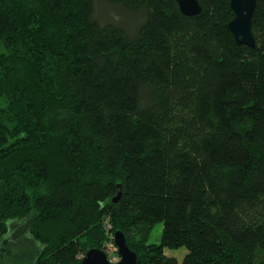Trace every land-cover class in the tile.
I'll use <instances>...</instances> for the list:
<instances>
[{"label":"trees","instance_id":"16d2710c","mask_svg":"<svg viewBox=\"0 0 264 264\" xmlns=\"http://www.w3.org/2000/svg\"><path fill=\"white\" fill-rule=\"evenodd\" d=\"M178 1L0 0V264H264V0Z\"/></svg>","mask_w":264,"mask_h":264},{"label":"water","instance_id":"95a60500","mask_svg":"<svg viewBox=\"0 0 264 264\" xmlns=\"http://www.w3.org/2000/svg\"><path fill=\"white\" fill-rule=\"evenodd\" d=\"M180 11L183 15L194 17L202 12L196 0H179ZM256 8V0H232L231 9L235 18L230 23L229 29L237 43L251 48L255 47V40L252 34V18ZM121 191V187H119ZM121 192L118 193L114 202H118ZM113 245L117 251L119 261L112 263L108 255L100 249L90 248L79 264H138L137 255L127 245L126 238L121 231L113 234Z\"/></svg>","mask_w":264,"mask_h":264},{"label":"rangeland","instance_id":"374dc122","mask_svg":"<svg viewBox=\"0 0 264 264\" xmlns=\"http://www.w3.org/2000/svg\"><path fill=\"white\" fill-rule=\"evenodd\" d=\"M161 230H162V225L158 224L155 227L153 234H152V237H151V240H150L152 243H158L159 242V235H160ZM115 251H116V249H115ZM113 252H114V250L111 249V246L109 245L108 257H111L110 261L112 263H116L119 261V257L114 256ZM167 252H168L167 253L168 256L176 257L181 262L185 256V254H186V249L182 248L179 250H173V251H167Z\"/></svg>","mask_w":264,"mask_h":264}]
</instances>
